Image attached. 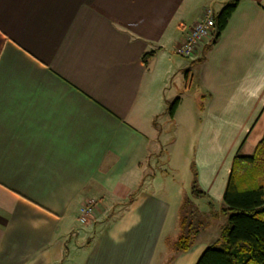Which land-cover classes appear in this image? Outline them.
<instances>
[{
    "label": "crops",
    "instance_id": "obj_1",
    "mask_svg": "<svg viewBox=\"0 0 264 264\" xmlns=\"http://www.w3.org/2000/svg\"><path fill=\"white\" fill-rule=\"evenodd\" d=\"M229 1L0 0V264H197L224 247L234 160L264 138V0H238L195 58L174 51ZM187 140L208 224L176 252L186 198L162 151Z\"/></svg>",
    "mask_w": 264,
    "mask_h": 264
},
{
    "label": "trees",
    "instance_id": "obj_2",
    "mask_svg": "<svg viewBox=\"0 0 264 264\" xmlns=\"http://www.w3.org/2000/svg\"><path fill=\"white\" fill-rule=\"evenodd\" d=\"M238 0L223 5L216 15L215 43L225 30ZM155 52L147 53L146 59ZM180 99L168 105V115L174 119ZM204 193L197 182L194 169L193 197L201 198ZM224 213L230 226L225 231L223 248L211 246L203 253L197 264H264V138L250 157L237 155L224 196ZM208 224V218L194 203L185 199L179 211L180 237L174 246L176 252H187L195 243L197 235Z\"/></svg>",
    "mask_w": 264,
    "mask_h": 264
},
{
    "label": "built area",
    "instance_id": "obj_3",
    "mask_svg": "<svg viewBox=\"0 0 264 264\" xmlns=\"http://www.w3.org/2000/svg\"><path fill=\"white\" fill-rule=\"evenodd\" d=\"M215 17L213 7L207 8L202 19L192 27L185 40L176 47L175 53L182 58H195L200 49L205 48L215 39ZM95 209V201L86 202L81 209L80 222L88 223L93 218Z\"/></svg>",
    "mask_w": 264,
    "mask_h": 264
},
{
    "label": "rangeland",
    "instance_id": "obj_4",
    "mask_svg": "<svg viewBox=\"0 0 264 264\" xmlns=\"http://www.w3.org/2000/svg\"><path fill=\"white\" fill-rule=\"evenodd\" d=\"M175 52V51H174ZM178 58H182L175 53ZM195 144L193 140L180 141L178 145L170 146L162 154L167 157H171L172 163L168 167L166 166V173L169 174L170 182L175 183L180 194L187 199L195 200L193 197V183H194V153ZM167 152V153H166ZM158 160V158H157ZM155 162V163H154ZM159 163L163 162L159 159ZM154 165H156V158L153 159Z\"/></svg>",
    "mask_w": 264,
    "mask_h": 264
}]
</instances>
